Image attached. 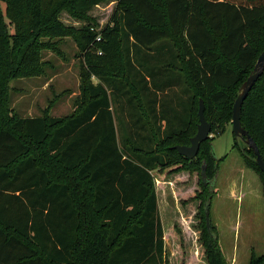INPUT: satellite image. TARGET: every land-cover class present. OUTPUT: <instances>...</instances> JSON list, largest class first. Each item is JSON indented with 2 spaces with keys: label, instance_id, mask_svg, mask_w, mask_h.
<instances>
[{
  "label": "trees",
  "instance_id": "1",
  "mask_svg": "<svg viewBox=\"0 0 264 264\" xmlns=\"http://www.w3.org/2000/svg\"><path fill=\"white\" fill-rule=\"evenodd\" d=\"M105 1L0 0V264H169L156 180L201 175L203 163L213 179L226 158L215 156L212 140L232 121L264 50V0H116L108 26L80 31L76 111L6 116L8 80L39 72L41 39L68 33L59 13L82 17ZM169 87L180 88L177 111L159 98ZM201 98L214 135L189 159L174 146L196 134ZM128 107L129 124L115 113ZM241 121L264 158V72ZM31 145L45 147L51 169ZM233 147L264 190L254 151L236 138ZM65 172L74 173L73 187L53 177ZM212 231L217 237L205 223L182 264H228Z\"/></svg>",
  "mask_w": 264,
  "mask_h": 264
},
{
  "label": "rangeland",
  "instance_id": "2",
  "mask_svg": "<svg viewBox=\"0 0 264 264\" xmlns=\"http://www.w3.org/2000/svg\"><path fill=\"white\" fill-rule=\"evenodd\" d=\"M116 4V0L102 2L82 17L71 14L67 9L59 13V21L69 31L61 37L45 36L41 39L39 72L8 80L7 117L68 116L76 111L75 104L82 100L80 31L91 26L101 32L109 25ZM170 43L179 53L180 44L174 40ZM93 80L98 81L95 77ZM115 113L129 124L130 107L124 111L118 108ZM118 129L121 137L120 125ZM237 141L245 146L242 139ZM212 142L215 156L219 159L226 156L220 162L216 176L210 210L212 225L218 233L219 244L228 264H252L254 257L264 256L263 184L259 176L246 167L238 149L233 147L235 136L231 120L225 132L215 136ZM31 147L40 164L42 162V166L51 169L50 155L45 147ZM53 177L68 182L72 187L76 181L73 172L63 175L53 173ZM167 178V183L156 186L165 228L166 256L169 264H182L189 255V249L199 244L201 230L206 223L204 201L209 197L210 186L203 185L197 172H175ZM88 201L87 196L81 201L86 208Z\"/></svg>",
  "mask_w": 264,
  "mask_h": 264
},
{
  "label": "water",
  "instance_id": "3",
  "mask_svg": "<svg viewBox=\"0 0 264 264\" xmlns=\"http://www.w3.org/2000/svg\"><path fill=\"white\" fill-rule=\"evenodd\" d=\"M263 72H264V50L258 56L254 68L250 72L249 76L240 86L238 95L233 104L232 127L235 138L237 140L239 138L242 139L243 142L254 151L255 162L259 166L261 171L264 173V158L262 157L259 146L255 141V139L252 137V135L249 133V131L243 126L241 121L243 103L246 97L248 96L250 90L252 89L253 85L258 80V78L263 74ZM198 113H199V123L197 125V132L194 136L190 138V144L188 145L177 144L174 146L181 155L189 159H193L194 157H196V155L199 153L201 142L207 140L209 137H211L212 134V126L205 116V104L202 98L200 99L199 102ZM201 176L203 183L205 185H210L211 192H214L217 175L213 179L209 178V176L207 175L206 163H203ZM212 196L213 195L209 196L204 204L205 222L210 234H212L214 237H217V235H215L212 231L213 225L211 221V212H210ZM260 264H264V261Z\"/></svg>",
  "mask_w": 264,
  "mask_h": 264
},
{
  "label": "crops",
  "instance_id": "4",
  "mask_svg": "<svg viewBox=\"0 0 264 264\" xmlns=\"http://www.w3.org/2000/svg\"><path fill=\"white\" fill-rule=\"evenodd\" d=\"M170 89L171 88L169 87V88L165 89L164 92L158 91V92H160V93H158V95H159V98L162 97V99L164 100L163 103H166L165 101L168 100L170 102L171 107L172 108L175 107V110L177 111L179 109V105L178 104L180 103V99H178V96H177V93H178L179 88L178 87H175L174 90H170ZM174 98L176 100H174ZM157 107L158 108L160 107V102L157 104ZM166 180H169V178H165L163 180H156V186L158 184H163L164 185L165 183H167ZM156 191H157V189H156ZM157 194H158V191H157Z\"/></svg>",
  "mask_w": 264,
  "mask_h": 264
},
{
  "label": "built area",
  "instance_id": "5",
  "mask_svg": "<svg viewBox=\"0 0 264 264\" xmlns=\"http://www.w3.org/2000/svg\"><path fill=\"white\" fill-rule=\"evenodd\" d=\"M98 40H100V36H98Z\"/></svg>",
  "mask_w": 264,
  "mask_h": 264
}]
</instances>
